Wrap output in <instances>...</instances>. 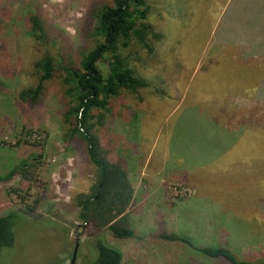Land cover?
Listing matches in <instances>:
<instances>
[{
  "label": "rangeland",
  "instance_id": "obj_1",
  "mask_svg": "<svg viewBox=\"0 0 264 264\" xmlns=\"http://www.w3.org/2000/svg\"><path fill=\"white\" fill-rule=\"evenodd\" d=\"M147 2L148 22L156 36L147 32L141 42L132 35L121 50L145 83L108 98L103 90V108L91 109L93 130L110 161L121 165L131 180L134 193L126 212L143 239L115 238L108 230L102 237L121 251L120 264H186L179 258L184 245L159 238L167 229L189 232L208 243L227 240L241 254H264V162L258 161L261 150L250 147L259 146L260 138L249 137H255L254 130L264 133V99L227 94L223 106L208 114L211 120L219 116L228 131L250 128L233 150L245 156V163H235V169L233 161L234 169L222 172L218 165L205 172L208 151L199 149L210 135L202 134L205 122L199 113L182 109L199 108L200 98L216 102V92L209 89L218 85L216 76L206 72L205 65L214 49L215 31L231 17L235 0ZM101 4L102 0H0V174L28 156H38L34 173L16 174L0 183V215L16 211L22 217L16 220L14 243L20 252L4 249L1 264H70L76 232L81 235L75 264H91L96 256L74 203L79 194L92 193L95 182L85 145L72 133L73 117L65 116L77 111V103L65 91L68 85L60 82L63 74L45 83L38 102L22 100L18 94L35 86L38 78L29 68L35 46L25 16L36 11L49 36H57L63 49L76 53L103 40L97 31L99 19L92 17ZM145 22L136 18V28ZM96 66L102 76L108 73L106 63ZM233 157L230 151L223 158ZM193 255L188 257L191 263Z\"/></svg>",
  "mask_w": 264,
  "mask_h": 264
},
{
  "label": "trees",
  "instance_id": "obj_2",
  "mask_svg": "<svg viewBox=\"0 0 264 264\" xmlns=\"http://www.w3.org/2000/svg\"><path fill=\"white\" fill-rule=\"evenodd\" d=\"M147 1L102 0V4L92 10V17L99 19L97 31L103 40L96 41L90 49H82L76 53L69 48L63 49L57 36H49L42 17L36 11L25 16L27 33L35 46V58L30 62L29 68L38 78L35 86L23 89L18 97L38 102L44 94L45 83L55 77L60 79L63 74L60 82L68 85L65 91L77 103V111L67 112L65 116L67 120L73 117L72 133L78 135L80 145L84 143L89 163L95 170L92 193L79 194L74 199L79 208V217L85 225V233L91 239L89 245L96 248L95 258L89 260L91 264L121 263V251L102 237L106 230L119 239L137 242L143 239V234L132 225L130 215L126 212L133 197L128 174L121 165L110 161L108 149L93 130L95 124L91 122L94 116L91 109L103 108L105 102L99 98L103 90L106 93L103 97L108 98L118 94L121 89L134 91L145 83L136 76L135 70L128 65L121 50L128 45L132 35L141 42H144L143 37L147 32L153 37L156 36L153 32L154 26L150 20L148 22L151 12L150 3ZM136 18L145 20V24L136 28L139 26ZM223 23L215 31L214 49L205 65L206 72L212 71L216 76L218 85L209 88L216 92V102L212 104L209 100L200 98L202 105L199 108H182L184 111L188 109L191 115L199 113L198 116L205 122L204 126L202 122V134L210 135L209 141L199 149L200 152L208 151V167L204 168L205 172L213 170L215 165L222 172L233 168V161L235 169L239 168L235 163H245V156L235 154L233 150L244 140L243 137L250 129L240 127L228 131L218 121L219 116L211 120L208 114L215 107L223 106L227 94L240 92L251 98L264 99V0H235L231 17L227 16V21ZM100 61L107 64L108 73L104 76L96 66ZM225 110H231L230 104H227ZM254 131L255 137L252 134L249 137H258L261 143L259 146L252 144L250 147L252 150H261L258 158L260 164L264 162V133ZM217 139L218 142L215 143ZM182 143L180 140V144ZM183 146L180 145V157ZM230 151L234 157L224 159ZM37 158L36 155L28 156L6 174H0V183L8 181L16 174L28 177L34 173V160ZM21 218L16 211L0 215V264L4 249L10 251L16 248L15 226L16 220ZM163 232L159 236L161 240L184 245L186 250L179 258L186 264H264V254H254L252 251L241 254L233 250L227 240L222 243H208L200 238H192L189 232H174L169 229ZM76 235L80 236L81 233L76 232ZM75 240L76 238L73 245ZM191 254L196 258L194 263L188 258Z\"/></svg>",
  "mask_w": 264,
  "mask_h": 264
},
{
  "label": "water",
  "instance_id": "obj_3",
  "mask_svg": "<svg viewBox=\"0 0 264 264\" xmlns=\"http://www.w3.org/2000/svg\"><path fill=\"white\" fill-rule=\"evenodd\" d=\"M78 247H79V236L76 235L75 246L72 253L70 264H75Z\"/></svg>",
  "mask_w": 264,
  "mask_h": 264
},
{
  "label": "crops",
  "instance_id": "obj_4",
  "mask_svg": "<svg viewBox=\"0 0 264 264\" xmlns=\"http://www.w3.org/2000/svg\"><path fill=\"white\" fill-rule=\"evenodd\" d=\"M128 178H129V176H128ZM129 181H130V183H131V180H130V178H129ZM131 186H132V184H131ZM133 188V187H132ZM133 193H134V189H133ZM133 198V197H132ZM130 219H131V217H130ZM131 223H132V221H131ZM133 224V223H132ZM14 252H20V250L18 249V247H16V248H14V249H12Z\"/></svg>",
  "mask_w": 264,
  "mask_h": 264
}]
</instances>
